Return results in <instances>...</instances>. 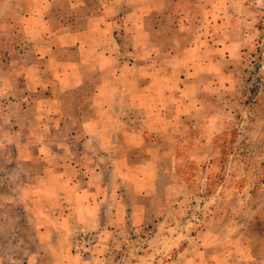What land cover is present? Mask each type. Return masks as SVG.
Returning <instances> with one entry per match:
<instances>
[{
	"label": "crops",
	"instance_id": "obj_1",
	"mask_svg": "<svg viewBox=\"0 0 264 264\" xmlns=\"http://www.w3.org/2000/svg\"><path fill=\"white\" fill-rule=\"evenodd\" d=\"M229 2L32 0L0 54V122L14 109L12 167L42 234L31 264H211L209 229H176L181 245L163 233L184 191L177 157L195 128L205 147L187 155L212 156L246 42Z\"/></svg>",
	"mask_w": 264,
	"mask_h": 264
},
{
	"label": "rangeland",
	"instance_id": "obj_2",
	"mask_svg": "<svg viewBox=\"0 0 264 264\" xmlns=\"http://www.w3.org/2000/svg\"><path fill=\"white\" fill-rule=\"evenodd\" d=\"M229 1L232 27L244 34L246 42L232 58L237 61L235 76L226 82L229 94L216 109V130L210 133L212 156H200L198 162L187 155L205 147L201 130L195 128L177 157L184 191L168 205L173 215L163 234L168 236L172 228L167 238L176 244V239H183L181 245L189 233L182 238L176 229L197 228L200 234L209 229L204 239L211 248V264H264V0ZM31 3L0 0V54H10L20 41L18 23ZM9 111L12 116L0 122V198H4L0 200V264H31L33 257L43 259L31 250L42 234L33 226L37 221L24 210L34 206L35 191L23 185V177L12 167L17 143L22 141L17 142L14 134V109ZM176 217L183 221L178 223ZM175 251L171 248L166 258L170 260Z\"/></svg>",
	"mask_w": 264,
	"mask_h": 264
}]
</instances>
